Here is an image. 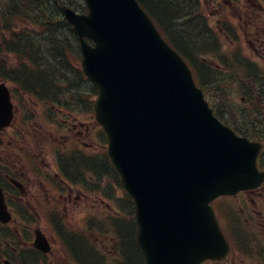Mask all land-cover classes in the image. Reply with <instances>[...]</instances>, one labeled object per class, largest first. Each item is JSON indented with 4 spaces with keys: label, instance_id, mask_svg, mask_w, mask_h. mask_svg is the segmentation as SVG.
Segmentation results:
<instances>
[{
    "label": "water",
    "instance_id": "water-1",
    "mask_svg": "<svg viewBox=\"0 0 264 264\" xmlns=\"http://www.w3.org/2000/svg\"><path fill=\"white\" fill-rule=\"evenodd\" d=\"M85 2L87 15L63 12L78 35L84 70L100 88L97 119L135 199L145 264L222 258L228 248L208 202L256 184L259 145L212 116L135 0Z\"/></svg>",
    "mask_w": 264,
    "mask_h": 264
},
{
    "label": "flooded vegetation",
    "instance_id": "flooded-vegetation-1",
    "mask_svg": "<svg viewBox=\"0 0 264 264\" xmlns=\"http://www.w3.org/2000/svg\"><path fill=\"white\" fill-rule=\"evenodd\" d=\"M223 2L227 3L232 14L245 18V23L248 21L252 24L257 14L253 8L263 10L256 0H220L216 3V12L225 13ZM8 82L14 117L8 125L0 126V208L9 212L7 222L0 219V264H55L53 258H49L57 250L54 244L48 253L33 246L36 230L46 236L42 229L43 216L52 226L57 220V229L60 230L62 211L85 212L87 208H94L93 203L99 202L98 206L103 204L106 213L109 204L97 198L94 180L84 182L80 160L60 162V143L50 142L57 139L53 136V127L60 121V95L49 98V80L30 74L25 79ZM23 82L27 86L24 92L16 88ZM45 107H49V110L45 111ZM78 126L80 129L75 131L79 137L89 140L92 122L84 120ZM73 128L76 129L75 124ZM252 132L254 138L264 144V128L262 131L254 127ZM87 145L88 142L79 140V146ZM262 151L263 146L260 151L263 154ZM262 154L258 161L264 160ZM77 163L79 170L77 175H73ZM60 172L66 178H72L70 180L78 179L88 188L72 186L69 179L60 177ZM105 183L112 187L110 181L106 180ZM235 200L241 210L250 212V264H264V183L255 189L240 192ZM47 239L50 240L49 237ZM110 247L113 248V245L110 244ZM76 250L78 261H81L82 255L85 258L88 256L84 246H78Z\"/></svg>",
    "mask_w": 264,
    "mask_h": 264
},
{
    "label": "trees",
    "instance_id": "trees-1",
    "mask_svg": "<svg viewBox=\"0 0 264 264\" xmlns=\"http://www.w3.org/2000/svg\"><path fill=\"white\" fill-rule=\"evenodd\" d=\"M7 1L8 5H2ZM138 1L158 27L168 35L175 30L181 40H186V48H192V43L179 25H183L192 15L190 12L194 0ZM64 4L80 12L86 10L81 0H0V11L3 12L0 19V43L5 47L0 52L19 55V66H63L65 70L74 66L79 56L78 44L75 34L63 19L61 6ZM21 25L27 26L26 30ZM0 66L11 65L3 58L0 59ZM63 75L66 76L65 73ZM129 230L125 226V241L128 242L129 252L126 264H138ZM83 257L86 263L92 264L90 257Z\"/></svg>",
    "mask_w": 264,
    "mask_h": 264
},
{
    "label": "rangeland",
    "instance_id": "rangeland-1",
    "mask_svg": "<svg viewBox=\"0 0 264 264\" xmlns=\"http://www.w3.org/2000/svg\"><path fill=\"white\" fill-rule=\"evenodd\" d=\"M208 2L209 0H202V2H203V4H204V9L206 10V12L207 11H209V10H211V5L208 3L207 5H205V3L204 2ZM216 18L217 17H214V16H211L210 15V19H209V23H210V25L214 28L215 26H216ZM244 20V18L242 19V21ZM260 20H264V15L262 16V17H260ZM242 23V22H241ZM235 26H236V30H237V32H238V34H239V36H240V40H241V44H242V46H243V49L245 50V53L248 55V54H250L251 56H249V58L251 59V60H253V61H255L262 69H264V59L261 57V59H259V56L260 55H257L256 53L258 52V51H262L260 48L258 49V47H259V45H258V47L256 48L255 46L258 44L257 43V39H256V37H255V34L253 33L252 35H251V37L250 38H252L253 37V35H254V40H255V42H254V47L257 49V50H255V51H257V52H255L252 48H251V46H250V44H249V42L244 38V36L242 35V31L238 28V25H237V22L235 23ZM263 26H264V21H263V24H262V28H263ZM262 28H260V30L262 29ZM29 32V31H28ZM264 33V32H263ZM218 41L220 42V44H221V46H222V49H223V51H222V53H221V55L222 56H226L227 58L228 57H230L231 56V52H232V43L231 42H229L226 38H225V36L224 35H222V34H219L218 35ZM260 37H259V40L258 41H260ZM245 54V55H246ZM253 54V55H252ZM262 55H264V53H261ZM246 55V56H247ZM256 55H257V58H256ZM212 61L213 60H215V58H213V57H211L210 58ZM216 61V60H215ZM228 74V73H227ZM226 78V77H225ZM83 89V90H82ZM85 88L84 87H82L81 88V90L79 91L80 92V95H82V97H87V95H84L85 93H84V90ZM237 92H234V95L233 94H231V100L229 99V97L227 98V100H228V106H230V105H232V106H234V104L233 103H231V102H234L235 101V99H234V97H235V94H236ZM210 95H211V93H210ZM241 95V94H240ZM238 96H239V94H238ZM238 96H237V98H238ZM68 100V102H71V103H73L74 104V106L77 104V102H75L74 100H72L71 98H68L67 99ZM230 108H233V107H230ZM77 110V109H76ZM77 116H79V114L77 115ZM74 130H76V129H74ZM72 135H73V133H71V136L68 138V139H73L72 138ZM53 136L54 137H57V138H59V140H58V142H56V143H60V144H62L63 142H61L60 141V137L58 136V134H56V132H53ZM55 141V139H52L51 140V142L53 143ZM51 144V143H50ZM50 146V145H49ZM66 146H68V144H66ZM99 148L97 147V150H98ZM108 189H110L111 190V188H110V186H107L106 185V190L108 191ZM112 191V190H111ZM234 201V200H233ZM91 209V211H92V209H94V211H95V213H97L98 214V211H97V209H95V208H90ZM90 211V212H91ZM230 211L231 212H234V210H232V209H230ZM238 211L242 214V217L244 218V220H245V218H246V214L245 213H243L241 210H239L238 209ZM74 213H76V212H74V211H72V210H68V213H63V215H62V217H64V218H68V217H72V216H74ZM43 221H44V224L42 225V229H43V231L46 233V236H47V238L49 237V239L50 240H48V245L49 244H51V247H53V240H52V238H53V236H52V234H51V231L54 233V235L56 236V234H55V232H54V228L53 227H51L50 225H49V223H48V221H46V217H45V215L43 216ZM75 219L72 217L71 218V220H69L68 222H69V224H72V223H74V225L76 224L77 225V223H75ZM240 221L241 222H244V223H247V225L251 222V220H245V221H242V218H240ZM241 222H238V225H237V231L239 232V233H241V234H243L242 233V231L243 230H245V228H243L242 226H246V224H244V225H242V223ZM70 226H72V225H70ZM92 227V226H91ZM247 227V226H246ZM77 228V227H76ZM91 230H90V234H89V238H92V236H93V234H91V233H93V230H94V227L93 228H90ZM247 230V229H246ZM130 236H131V234H129ZM242 244L244 245V247L243 248H241L240 249V251H241V253H246V251H248V253L250 252V242H249V236H243V239H242ZM109 249V246L108 245H106L105 246V250H108ZM136 251V250H135ZM137 256V258H136V260H137V262H138V264H141V256L139 255V254H137L136 255ZM65 253H64V251L62 250V247H59V245H58V248H57V250H54V252L52 253V254H50L49 255V258L51 259V258H53V261L55 262V264H69L70 262H68V261H66L65 260ZM69 260V259H68ZM235 260H237V255L234 253L233 255H232V257H230L229 259H228V261H227V264H233V262L235 261ZM70 261V260H69Z\"/></svg>",
    "mask_w": 264,
    "mask_h": 264
},
{
    "label": "bare ground",
    "instance_id": "bare-ground-1",
    "mask_svg": "<svg viewBox=\"0 0 264 264\" xmlns=\"http://www.w3.org/2000/svg\"><path fill=\"white\" fill-rule=\"evenodd\" d=\"M2 5H8V1H7V2H5V3H2ZM2 16H3V12H2V11H0V19L2 18Z\"/></svg>",
    "mask_w": 264,
    "mask_h": 264
}]
</instances>
